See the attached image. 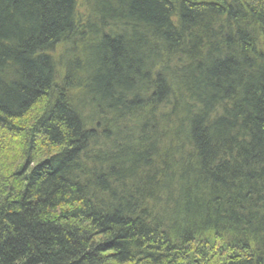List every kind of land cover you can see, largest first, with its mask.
<instances>
[{
    "label": "trees",
    "instance_id": "obj_1",
    "mask_svg": "<svg viewBox=\"0 0 264 264\" xmlns=\"http://www.w3.org/2000/svg\"><path fill=\"white\" fill-rule=\"evenodd\" d=\"M0 264H264V0H0Z\"/></svg>",
    "mask_w": 264,
    "mask_h": 264
},
{
    "label": "rangeland",
    "instance_id": "obj_2",
    "mask_svg": "<svg viewBox=\"0 0 264 264\" xmlns=\"http://www.w3.org/2000/svg\"><path fill=\"white\" fill-rule=\"evenodd\" d=\"M78 11H79V8H78Z\"/></svg>",
    "mask_w": 264,
    "mask_h": 264
}]
</instances>
